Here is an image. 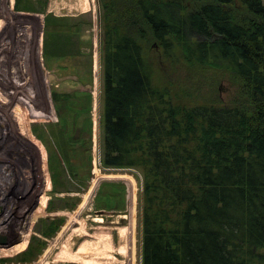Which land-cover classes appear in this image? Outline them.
<instances>
[{
  "label": "trees",
  "instance_id": "1",
  "mask_svg": "<svg viewBox=\"0 0 264 264\" xmlns=\"http://www.w3.org/2000/svg\"><path fill=\"white\" fill-rule=\"evenodd\" d=\"M109 167L139 166L143 264H264V0H102ZM239 97L188 105L154 44Z\"/></svg>",
  "mask_w": 264,
  "mask_h": 264
},
{
  "label": "rangeland",
  "instance_id": "2",
  "mask_svg": "<svg viewBox=\"0 0 264 264\" xmlns=\"http://www.w3.org/2000/svg\"><path fill=\"white\" fill-rule=\"evenodd\" d=\"M8 3L0 0L3 7H10ZM8 11L0 19V111L14 119L13 130L5 122L0 127L5 133L0 138V235H7L12 246L23 235L28 239L24 249L12 253L0 245V264H143L144 171L139 166L109 167L103 161L102 0H13ZM18 13L36 18L15 19ZM34 31L39 39L32 44ZM153 50L159 53L156 79L188 105L216 97L230 103L239 97L237 82L225 71L192 65L178 49L171 59L161 55L156 43ZM38 75L52 112L49 116L28 112L23 120L19 115V123L14 111L22 106L9 89L16 86L17 76L34 81ZM95 169L125 174L132 182L101 180L91 202L79 209ZM42 195L45 206L34 215ZM73 214L78 215L75 221ZM82 242L87 243L86 254L75 260L60 257L76 251Z\"/></svg>",
  "mask_w": 264,
  "mask_h": 264
},
{
  "label": "bare ground",
  "instance_id": "3",
  "mask_svg": "<svg viewBox=\"0 0 264 264\" xmlns=\"http://www.w3.org/2000/svg\"><path fill=\"white\" fill-rule=\"evenodd\" d=\"M1 1H3V0H1ZM12 3H13V0H9L8 6H10V7H7L6 5L3 7V5L0 4V19L2 17H5L4 15L6 13L7 14L9 13V11H8L9 9L11 11ZM29 15L30 14H27V16H26V14H24V13H18L17 16L14 15V18L15 19L17 18L19 20L20 19L24 20L26 18H29V19H35L36 18L35 15H32V16H29ZM2 24H3V22L0 21V28L2 27ZM28 25L31 26L32 23H30ZM38 37H39V35H38L37 31L36 32L34 31L29 39H30L31 43L33 44V40H38L39 39ZM32 44H31V47H32ZM15 82H16V86L13 89H9V90L12 93V95L16 99H18L19 103L22 106V109L19 107V108L15 109V111L13 110L15 112V117H17V120H18L19 115L21 116L20 119L23 120V116L28 115V112H29V115H31V116H49L50 115V113L52 112V107H51V104L47 98V93L44 90V84L42 82V78L40 77V75H38V77L36 76V80L34 79V81L33 80L30 81L29 79L21 78L20 76H17ZM26 109H27V111H26ZM1 111H0V115H1L0 116V127H2V126L4 127L5 126L4 122H5L7 124L8 123L11 124V130H13L12 121L14 119V116L12 117V114L11 115L5 114V112L2 113ZM18 121L20 123V120H18ZM20 129L22 130L21 127H20ZM21 132H23V130ZM4 134H5L4 129H2L0 131V135H1L0 138H2L4 136ZM29 141L31 142V143L29 142L31 145H32V143L36 145V142L33 140V138L29 137ZM95 173H96V175H95V178L93 180V183H92L91 187L89 188L88 192L84 195V200L82 201L79 209L84 208L85 206H87L91 202L93 196L95 195V193L97 191L98 185H99L101 180L106 179V178L107 179H114V178L128 179V178H130L127 175L121 174L119 172H110V173H102L101 174V173H99V171L97 169H95ZM128 180L132 182L131 179H128ZM130 185H131L132 190L130 192V197H129L131 199V203H130V205H131V214H130V219H131L130 226H131V228L129 230V234L132 235V234H134L133 227H134V215H135V195H134V187H133L132 183ZM46 188H50V182L49 181H47V183H46ZM45 203H46V197L42 195L38 200V206L34 210V215H38L39 213H41L43 211ZM77 218H78V215L73 214L71 216V221H75V220H77ZM95 219L98 221L102 220L101 217H96ZM126 229H127V227H126ZM120 233L124 235L125 229L121 228ZM27 239H28V234L23 235L21 240L17 241L16 244L13 246L12 245L7 246L5 251L8 253H12L14 251H20V250L24 249L26 246V243H27ZM86 251H87V243L82 242L76 251L71 252L67 255L61 254L60 257H67V259L75 260V259L79 258L81 255H83L84 253L86 254Z\"/></svg>",
  "mask_w": 264,
  "mask_h": 264
},
{
  "label": "water",
  "instance_id": "4",
  "mask_svg": "<svg viewBox=\"0 0 264 264\" xmlns=\"http://www.w3.org/2000/svg\"><path fill=\"white\" fill-rule=\"evenodd\" d=\"M100 212H102V211H100ZM0 245H2V246H11L12 245V242H11L10 239H8V236L7 235L1 234L0 235Z\"/></svg>",
  "mask_w": 264,
  "mask_h": 264
}]
</instances>
